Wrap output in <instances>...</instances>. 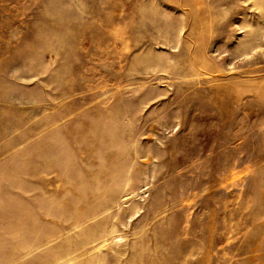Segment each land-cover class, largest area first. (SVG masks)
<instances>
[{
  "label": "rangeland",
  "instance_id": "374dc122",
  "mask_svg": "<svg viewBox=\"0 0 264 264\" xmlns=\"http://www.w3.org/2000/svg\"><path fill=\"white\" fill-rule=\"evenodd\" d=\"M0 264H264V0H0Z\"/></svg>",
  "mask_w": 264,
  "mask_h": 264
}]
</instances>
